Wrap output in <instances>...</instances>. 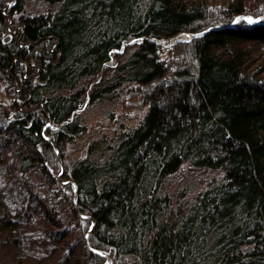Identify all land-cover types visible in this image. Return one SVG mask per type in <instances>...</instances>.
<instances>
[{"label":"trees","instance_id":"1","mask_svg":"<svg viewBox=\"0 0 264 264\" xmlns=\"http://www.w3.org/2000/svg\"><path fill=\"white\" fill-rule=\"evenodd\" d=\"M241 16L264 0H0V236L54 228L56 264H264V20Z\"/></svg>","mask_w":264,"mask_h":264},{"label":"rangeland","instance_id":"2","mask_svg":"<svg viewBox=\"0 0 264 264\" xmlns=\"http://www.w3.org/2000/svg\"><path fill=\"white\" fill-rule=\"evenodd\" d=\"M8 6L7 2H5ZM244 17V16H243ZM246 17V16H245ZM243 19L242 16L238 17ZM235 20H238L237 18ZM244 20V19H243ZM246 21V20H245ZM247 22V21H246ZM249 23V22H248ZM191 38L190 34L180 33L172 39L169 40H157L156 43L168 47L179 41H187ZM135 41L130 39L129 42ZM110 60L105 66H111L115 64V59L113 54H110ZM0 101L1 109L0 114L4 118L6 114H9V119L12 116L14 106L8 100H4V95L2 89H0ZM103 108V109H101ZM109 105L106 106H90V108L84 113V123L89 129L92 128V131L95 135L96 131L108 132V122L106 114L103 110H107ZM81 110V109H80ZM78 110L81 113L82 111ZM120 109H116V114ZM0 117V120H2ZM6 118V117H5ZM127 123H134L136 120L133 118L131 121H126ZM84 144V141L82 142ZM81 144V145H82ZM71 155L77 157L81 152L77 150H71ZM189 177V176H188ZM63 182L60 181V185ZM184 185L182 186V188ZM181 186L177 190H180ZM190 193V192H189ZM189 196V195H188ZM20 201L19 189L17 183L13 180L6 178H1L0 184V216H5V214L11 213L13 207L18 205ZM49 232H54V228L48 229ZM46 232L44 226L40 225L37 221H32L31 224L23 226V229L20 228L19 235H12L11 237H2L0 236V264H56L57 261L63 259L64 253L61 251L59 240L51 233ZM59 238V237H58ZM14 246L18 248V251L14 253ZM18 252V253H17ZM80 252V251H79ZM23 257L29 260L23 262Z\"/></svg>","mask_w":264,"mask_h":264},{"label":"snow or ice","instance_id":"3","mask_svg":"<svg viewBox=\"0 0 264 264\" xmlns=\"http://www.w3.org/2000/svg\"><path fill=\"white\" fill-rule=\"evenodd\" d=\"M237 19L239 20L240 18H237ZM243 19L246 20L249 23H254V22L259 21V20H264V17H259V16L258 17L246 16V17H243ZM120 51H123V49H120Z\"/></svg>","mask_w":264,"mask_h":264},{"label":"water","instance_id":"4","mask_svg":"<svg viewBox=\"0 0 264 264\" xmlns=\"http://www.w3.org/2000/svg\"><path fill=\"white\" fill-rule=\"evenodd\" d=\"M209 30H211V29H208L207 31H209ZM207 31H205V32H207ZM205 32H202V33H200L199 35H202V34H204ZM199 35H198V34L191 35V38H192V37L199 36ZM127 43H129V42H127ZM118 52H121V51H118ZM106 64H107V63H106ZM106 64H105V65H106ZM11 107H13V104H12ZM9 115H10V113H9V114H6L5 117L8 118Z\"/></svg>","mask_w":264,"mask_h":264},{"label":"bare ground","instance_id":"5","mask_svg":"<svg viewBox=\"0 0 264 264\" xmlns=\"http://www.w3.org/2000/svg\"><path fill=\"white\" fill-rule=\"evenodd\" d=\"M243 18V17H242Z\"/></svg>","mask_w":264,"mask_h":264},{"label":"built area","instance_id":"6","mask_svg":"<svg viewBox=\"0 0 264 264\" xmlns=\"http://www.w3.org/2000/svg\"><path fill=\"white\" fill-rule=\"evenodd\" d=\"M264 17V16H263Z\"/></svg>","mask_w":264,"mask_h":264}]
</instances>
